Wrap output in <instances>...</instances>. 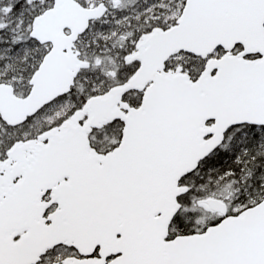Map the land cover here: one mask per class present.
<instances>
[{
	"label": "snow or ice",
	"instance_id": "6c2138e0",
	"mask_svg": "<svg viewBox=\"0 0 264 264\" xmlns=\"http://www.w3.org/2000/svg\"><path fill=\"white\" fill-rule=\"evenodd\" d=\"M0 264H264V0H0Z\"/></svg>",
	"mask_w": 264,
	"mask_h": 264
}]
</instances>
